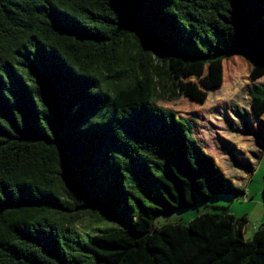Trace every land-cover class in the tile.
Listing matches in <instances>:
<instances>
[{
	"label": "trees",
	"instance_id": "obj_1",
	"mask_svg": "<svg viewBox=\"0 0 264 264\" xmlns=\"http://www.w3.org/2000/svg\"><path fill=\"white\" fill-rule=\"evenodd\" d=\"M238 54L264 76V0H0V264H264L245 217L153 225L244 194L160 103Z\"/></svg>",
	"mask_w": 264,
	"mask_h": 264
},
{
	"label": "rangeland",
	"instance_id": "obj_2",
	"mask_svg": "<svg viewBox=\"0 0 264 264\" xmlns=\"http://www.w3.org/2000/svg\"><path fill=\"white\" fill-rule=\"evenodd\" d=\"M185 83L196 85L200 93L198 101L181 97L170 103H160L196 122L193 133L199 147L215 159L226 177L237 188L243 189L244 194L213 195L207 201H198L194 207L156 217L153 225L185 224L203 212L222 210L235 216L236 220L245 217L242 235L251 239L264 225V144L260 139L262 131L256 124L257 120H264V116H255L248 93L254 85L264 83V76H259L253 65L238 54L208 66L199 79L190 76ZM235 109L247 112L251 133L239 121ZM88 226L84 219L76 229L89 232Z\"/></svg>",
	"mask_w": 264,
	"mask_h": 264
}]
</instances>
